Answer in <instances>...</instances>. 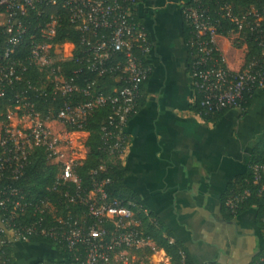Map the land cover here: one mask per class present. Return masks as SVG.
<instances>
[{
    "label": "built area",
    "instance_id": "1",
    "mask_svg": "<svg viewBox=\"0 0 264 264\" xmlns=\"http://www.w3.org/2000/svg\"><path fill=\"white\" fill-rule=\"evenodd\" d=\"M139 3L140 0H0V38L4 40L0 84L20 81L29 65L43 68L49 62L52 45L47 39L54 35L59 19L54 13L40 27L44 40L32 43L30 55L14 58L13 54L30 31V13H36L39 18L45 7L57 5L68 13L70 23L81 33L80 44L84 48L76 62L96 77L109 76L119 83L114 86V94L106 95L96 91V78L87 79L83 87L79 86L76 78L81 68L74 71V76L67 77L58 67L51 75L54 93H60L65 100L56 115L50 108L36 110L30 98H22L15 110L8 113L7 121H0V208L11 205L13 210L10 217L0 216V230L7 235L1 243L15 244L42 235L64 249V259L70 260L69 264H172L166 251L141 228L138 214L147 215V209L136 199L110 196L107 185L112 178L104 176L110 169V160L121 159L128 150L125 126L138 113L142 83L152 73L151 65L146 62L152 41L145 24L134 15ZM182 16L192 28L193 36L188 42L195 51L191 86L202 96L203 112L209 115L230 109L245 110L247 97L264 88V63L253 58L248 63L244 60L238 69L230 68L217 39L223 36L219 33L222 19H229L236 25L230 36H225L232 45L245 28L256 35L264 55V6L252 5L238 15L230 4L224 3L214 15L204 0H189L182 8ZM30 37L33 39L34 35ZM65 44L72 46L69 54L61 50ZM242 46L247 47L246 43ZM54 48L69 57L75 45L63 43ZM75 93H82L86 100L73 103ZM108 103L112 112L101 128L102 156L90 171L92 187L86 190L78 167L86 157L87 139L78 140V137L88 134L83 126L93 110ZM36 147H43L48 159L58 167L53 190L66 186L56 201L48 196L28 197L22 189L5 183L9 177L16 179L22 175L30 152ZM251 171L258 187L257 195H264V164L251 165ZM251 193L250 189L232 192L226 205L235 210ZM71 206L78 207V212L72 213ZM81 207L84 209L79 210ZM29 208L40 215L37 220H14ZM65 208L69 210L65 212Z\"/></svg>",
    "mask_w": 264,
    "mask_h": 264
},
{
    "label": "crops",
    "instance_id": "2",
    "mask_svg": "<svg viewBox=\"0 0 264 264\" xmlns=\"http://www.w3.org/2000/svg\"><path fill=\"white\" fill-rule=\"evenodd\" d=\"M188 1L140 0L135 8L152 41V74L138 113L125 126L129 147L119 159L125 170L122 184L172 234L170 242L181 243L194 264H251L264 249L257 210L251 207L232 217L224 197L264 139V91L255 92L245 113L230 109L216 120L190 107L196 96L182 17ZM217 44L230 68L242 66L245 46L236 47L225 36ZM40 253L42 247L19 241L15 264H34Z\"/></svg>",
    "mask_w": 264,
    "mask_h": 264
},
{
    "label": "trees",
    "instance_id": "3",
    "mask_svg": "<svg viewBox=\"0 0 264 264\" xmlns=\"http://www.w3.org/2000/svg\"><path fill=\"white\" fill-rule=\"evenodd\" d=\"M206 6L209 10L214 13L220 9V6L224 3L231 5L232 10L235 14L241 15L245 13L246 10L252 5L257 8H262L264 6V0H204ZM187 3V2H186ZM185 3V4H186ZM183 4V6L185 5ZM183 8V7H182ZM58 14L59 19L55 25L54 35L47 39V41L52 45L50 51L49 62L40 68L34 64L29 65L28 69L23 73L20 81H14L12 83H1L0 87L3 89V93L0 95V121H7V115L10 111H14L16 105L20 104L19 99L30 98L34 103L36 110H45L50 108L53 115H56L58 109L64 102L65 98L60 93H54V83L52 81V71L60 67L61 72L67 76H74V71L81 68L79 77L76 78L77 83L80 87H83L87 79H98L96 86V91H102L104 94H114V86L116 80L112 77H96V75L85 68H82L80 62H76L78 56H80L83 46L80 44L81 33L79 30L74 28L69 21L68 13L62 9L59 5L57 6H47L44 9V13L41 17H37L36 13L31 12L28 21L30 23V31L26 36V39L16 48L13 57H28L32 51V43L35 41H43L44 38L41 35L40 27L44 26L46 22L50 21L51 14ZM135 17L142 21L141 17L138 15L137 10H135ZM183 17V16H182ZM184 20V19H183ZM143 22V21H142ZM144 23V22H143ZM40 25V26H39ZM184 38L185 42L188 44L189 39L193 36L192 28L184 20ZM236 29V25L229 19H222L221 29L219 33L223 36H230L232 30ZM149 34V33H148ZM34 35L32 39L30 36ZM150 37V35H149ZM236 39L234 45L236 47H241L243 43H246V51L244 60L248 63L251 59L257 58L262 63H264V55L262 53L263 47L258 45V39L256 40V35L250 33L248 29L241 32L239 37ZM151 39V38H150ZM3 38H0V57L3 56ZM71 43L75 45L72 56L64 57L62 53L55 51L54 46L57 44ZM187 48V66L189 73L191 71V65L195 56V51L189 44L186 45ZM218 54V51L216 52ZM147 63L148 57H147ZM150 64V63H149ZM152 74V73H151ZM150 77V76H149ZM148 77V78H149ZM148 78L142 83L141 89H143L148 81ZM116 85V86H117ZM264 91V88L262 89ZM195 101L190 105V107L197 113L201 112L203 117L208 120H216L223 115L226 111H221L212 114H205L204 108L201 105L202 96L200 93L195 92ZM19 100V101H18ZM29 100V99H28ZM86 96L82 93H75L72 96L73 103L84 102ZM251 98L247 97V103L244 104L246 112L247 108L250 106ZM139 99V107H140ZM111 105L108 103L105 106L97 107L89 115L83 130L88 132L87 140L85 143L86 147V157L84 158L82 165L78 167L79 176L81 178V184L84 189L88 190L92 187V179L90 176V171L92 168L96 167L99 163V159L102 156V152L99 150V146L102 143L101 139V128L111 114ZM69 130H72L69 128ZM253 164H264V139L260 140L253 148L251 152L250 162L247 170L236 177V179L230 184L227 193L224 197V205L226 211L230 216L235 217L241 211L255 207L257 210V217L260 226L264 228L263 217H264V195H257L258 187L253 182V173L251 171V165ZM58 173V167L47 157V152L43 147H36L30 152L29 160L25 166L22 175L16 179L7 178L5 183H9L14 187L22 189L23 192L28 197H41L48 196L52 201H56L61 197V192L65 190V185L61 187L59 191L53 190V184L55 182ZM7 175H10L9 171H6ZM125 175V170L121 165V161L118 158L110 160V169L108 173L104 176L112 178L110 184L107 185V190L112 197H126L129 199H136L139 203L141 200L130 194H126L124 191L122 180ZM73 185L70 184L69 188ZM245 189H250L252 191L251 195L240 203L235 210H232L226 205L227 197L230 193H240ZM142 204V203H141ZM143 205V204H142ZM84 209L81 207L79 210ZM69 210L65 208L66 212ZM72 213L78 212V207L71 206ZM34 210L31 208L27 209L23 214L17 216L14 220L28 222L30 220H37L40 215L33 213ZM13 210L11 205L0 208V216H11ZM142 221L141 228L144 234L152 238L158 247L164 249L168 255L171 256L172 264H194L190 256L186 253V250L182 247L179 241L170 242V236L172 235L164 226L159 222V220L154 217L150 212L145 215L143 212L138 214ZM10 226V225H8ZM7 235L4 231L0 230V264H15L16 258L14 254V243L4 242L6 241ZM27 242L34 243L38 246H46L56 252L61 259L59 260H48L44 263L38 261L34 264H69L70 260H65L64 249L53 243L50 239L42 235H33L29 238ZM49 252V251H48ZM264 257V249L261 250L251 264H264V261H260V258ZM22 260V257H21ZM116 264V263H111ZM135 264H140L136 262Z\"/></svg>",
    "mask_w": 264,
    "mask_h": 264
},
{
    "label": "rangeland",
    "instance_id": "4",
    "mask_svg": "<svg viewBox=\"0 0 264 264\" xmlns=\"http://www.w3.org/2000/svg\"><path fill=\"white\" fill-rule=\"evenodd\" d=\"M61 50L63 52H65V54H69L70 51L72 50V46L65 44V45H63ZM15 122H16V120H15ZM87 136H88L87 133L86 134H80V136L78 137V140H83L85 137L87 139ZM81 156H83V154ZM39 247H42L43 253H40L37 256V258H35V259H37V260H35L36 262L41 261V263H44L48 260H59V259H61V257L56 252L52 251V249H50L49 247H46V246H39ZM156 259L158 260V258H156Z\"/></svg>",
    "mask_w": 264,
    "mask_h": 264
}]
</instances>
